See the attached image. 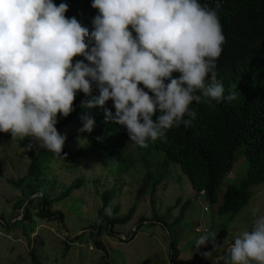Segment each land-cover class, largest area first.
<instances>
[{
    "label": "clouds",
    "instance_id": "obj_1",
    "mask_svg": "<svg viewBox=\"0 0 264 264\" xmlns=\"http://www.w3.org/2000/svg\"><path fill=\"white\" fill-rule=\"evenodd\" d=\"M212 3L92 0L98 14L90 32L76 17L65 16L67 3L0 0V132L12 139L33 137L59 155L67 137L56 128L58 115L67 118L82 92L83 108L112 101L115 112L105 111L106 122L126 128L134 144L166 142L168 130L181 123L187 127L185 116L195 118L194 101L236 99L233 91L225 98L216 80L227 32L207 5ZM75 57L83 59L73 63ZM93 86L99 95L88 99ZM80 119L79 132L90 133L93 117ZM105 211L111 214L110 208ZM215 238V232L201 235L197 249ZM228 261L264 264V216L235 239Z\"/></svg>",
    "mask_w": 264,
    "mask_h": 264
},
{
    "label": "rangeland",
    "instance_id": "obj_2",
    "mask_svg": "<svg viewBox=\"0 0 264 264\" xmlns=\"http://www.w3.org/2000/svg\"><path fill=\"white\" fill-rule=\"evenodd\" d=\"M80 128L62 131L67 137L63 151L73 153L82 147L87 149L86 153L82 157L51 159L44 169L46 179L33 183L39 190L34 195L32 190L23 192L14 185L30 172L26 151L16 140L0 141V264H34V260L42 264H172L174 249L178 254L175 264H229L228 250L235 239L244 231H250L257 217L264 216V183L251 188L248 205L234 218L230 215L220 218L217 207L213 209L194 191L187 176L176 165L160 170L164 178L157 187L153 205L149 190L139 194L144 188L147 169L135 144L128 150L134 157V165L129 169L120 168L118 161L104 162L100 154L89 147L87 136L96 126L90 133H81ZM31 138L36 152H40L43 147ZM242 149L237 151L234 167L220 185V199L226 186L238 184L247 174ZM151 171L156 173L157 168ZM78 179H82L79 190L55 204L53 209L61 211L65 219L32 222L34 232L28 231V238L18 226L9 228L22 219V211L17 208L19 202L24 201L26 206L33 198L41 197V192H46L45 186L40 184H47V191L56 197ZM105 193L114 194L110 208L117 209L119 217L131 209L135 212L125 226L113 231L109 225L107 231L100 234L99 211L103 206L101 196ZM155 214L163 224L152 220ZM141 218L147 220L140 222ZM94 226L97 229L94 230ZM213 232L216 233L215 243L209 241L197 249L196 240Z\"/></svg>",
    "mask_w": 264,
    "mask_h": 264
},
{
    "label": "trees",
    "instance_id": "obj_3",
    "mask_svg": "<svg viewBox=\"0 0 264 264\" xmlns=\"http://www.w3.org/2000/svg\"><path fill=\"white\" fill-rule=\"evenodd\" d=\"M212 1L214 3L207 5L217 11L222 30L227 32L226 45L216 60V80L223 85L225 98L233 91L236 99H223L220 102L213 100L211 103L194 101L190 109L195 113V118L184 117L185 120H190L187 127L184 123L172 127L167 131L166 142L158 139L148 141L147 147L135 144L134 148L147 169L144 188H141L139 194L149 190L153 205L157 187L164 178L160 170H168L171 165H176L187 176L194 191L203 192L206 203L213 209L217 207V215L220 218L224 215L234 218L248 205L251 188L264 183V0ZM62 2L67 3L69 8L65 16L76 17L91 32V21L98 14V11L91 7L92 0H53L57 5ZM82 59L83 57H75L73 63ZM178 75L173 74L174 77ZM197 94L200 95L199 92ZM98 95L93 86V94L88 99H95ZM84 99L82 92L76 94L73 104L75 110L67 118H58V132L62 133L66 128L82 127L81 115H91L96 128L87 136L89 147L98 152L104 162L118 161L120 168H131L135 160L128 150L133 142L129 140L126 128L111 120L106 122L105 111H112L113 114L115 112L112 101L106 102L103 107L89 109L81 107V101ZM204 100L202 96V101ZM1 140H16L26 151L30 172L26 178L14 185L23 192L32 190L33 195L39 193L33 183L46 179L44 169L51 159L63 156L82 157L87 151L81 147L73 153L62 151L59 155L45 148L36 152L31 137L12 139L10 133L0 132ZM240 147H243L242 152L247 160V174L238 184L226 186L220 199V185L231 173ZM155 167L156 173L151 171ZM81 182L82 179H78L56 197H52L47 191V184H40L45 186L46 192L40 191L42 196L33 198L26 206L24 201L19 202L17 208L22 211V219L9 228L18 226L25 231L28 238V231L34 232V228L30 226L32 222L38 219L48 222L65 219L61 211L53 210L54 206L79 190ZM113 197V193L101 196L103 206L99 211L102 220L98 231L100 234L107 231L109 225L113 231L116 227L125 226L134 216V209L122 217L117 215V209L108 214L105 210L110 208V200ZM145 220L147 219L141 218L140 222ZM152 220L163 224V220L156 214ZM164 225L167 227V224ZM95 229L97 226H94ZM95 241L102 247L97 239ZM66 243L69 249V242ZM175 250L172 251V264H175L178 255ZM34 261V264H42Z\"/></svg>",
    "mask_w": 264,
    "mask_h": 264
}]
</instances>
